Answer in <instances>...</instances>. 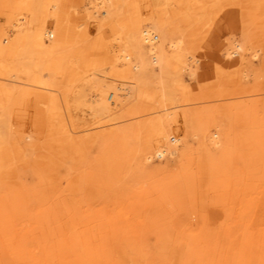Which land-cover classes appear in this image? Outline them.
Listing matches in <instances>:
<instances>
[{"label": "rangeland", "instance_id": "obj_1", "mask_svg": "<svg viewBox=\"0 0 264 264\" xmlns=\"http://www.w3.org/2000/svg\"><path fill=\"white\" fill-rule=\"evenodd\" d=\"M44 1L38 18L55 35L48 39L53 41L49 48L35 51V69L29 74L14 69L26 47L15 36V22L30 15L28 0H0V264H260L264 227L221 234L207 230L204 222L213 217L224 225L242 223L237 217L243 199L238 196L234 209L231 203L246 182H256L252 184L257 188L243 190V195H262L264 133L254 140L242 173L236 172V160L226 164V176L238 175L240 180L218 190L209 180L203 183L207 176L196 155L192 167L181 169V155L175 153L172 170L159 173V158L137 167L133 159L128 162L126 147L135 149L131 158H147L151 148L140 156L136 149L146 147L151 137L169 139V112L182 116L183 110L204 105H220L217 121L223 131L232 122L239 129H264V89L243 93L235 87L231 95H217L222 87L234 86L235 72L218 67L217 55L225 56L218 47L228 36L242 43L246 38L248 44L264 37V0H236L224 7L221 0H119L120 13L102 6L97 18L88 16L91 0ZM151 8L165 22L168 45L181 39L187 47L193 40L198 74L184 70L180 77L156 68L135 83L119 73L122 64H116L114 52L126 38V25ZM7 33L8 43L3 44ZM260 63L254 59L250 69L257 71L249 81L242 79L243 85L257 76L264 81ZM14 78L29 86L27 99L5 92ZM95 83L132 85V93L119 96L117 106L102 112L93 103ZM183 89L190 100H183ZM203 90L213 95L200 97ZM174 98L181 101L169 105ZM240 111L249 112V124L240 123ZM175 122L185 144L196 147L190 121L185 124L176 117ZM258 174L262 179L257 180ZM189 176L202 181L194 194L197 213L190 209L184 188ZM164 190L168 196L182 191L172 199L174 210L168 204L157 206ZM225 192L230 203L212 207L217 212L209 215L204 207L210 198Z\"/></svg>", "mask_w": 264, "mask_h": 264}, {"label": "bare ground", "instance_id": "obj_2", "mask_svg": "<svg viewBox=\"0 0 264 264\" xmlns=\"http://www.w3.org/2000/svg\"><path fill=\"white\" fill-rule=\"evenodd\" d=\"M165 1L168 2L169 0ZM237 1L221 0V6L224 7L227 4L228 6H234L235 4H237ZM107 2H109V4H107ZM91 3L92 5L88 8L89 10L87 13L88 16L92 18L98 17L99 8L102 6L107 9L109 13L113 11L110 10V7L112 6V8L114 9L112 14L121 12V9L119 8V5H121V3L119 2V0H91ZM28 6L31 9L30 15L26 19L24 18V16H20L17 19V22H15V26L17 29V33H15V36H17L20 41L26 42V47L23 51H20L18 53V59L16 60L17 67H15L14 69L24 70L27 73L31 74L35 69V61H33V55L35 51L49 48V46L53 44V41L49 40L48 42V39H50L55 34L54 29L50 28L49 24L44 22L42 23L38 18L39 11L43 9L45 10V1L28 0ZM54 6H57V3H54ZM252 12L253 14L257 13L256 11ZM252 12L250 14H252ZM154 13V9L151 8L149 9V13H147L145 16L142 15L139 17H135L134 19L132 18L133 20L131 22L129 21V25H126V38L120 44L121 47L114 52L116 64H122V68L118 70L119 73L123 74L126 78L135 83H138L140 81L142 82L147 79L156 68H160L161 71H175L180 77L182 76V72L184 70H188L191 75L198 74V65L200 63V59L193 55V40L191 39V44L187 47L183 46L181 39L170 40V43L168 45L167 31L164 28L165 22L162 18L154 15ZM147 19H149L150 21H147ZM241 26L243 27L242 24ZM61 34L65 35L66 33L63 32ZM9 36L10 34L8 33L3 36V44L8 43ZM253 43L257 44L254 46ZM262 44L264 45L263 35L261 37H258L257 40H254L253 42L250 41L249 44L247 43L246 38L245 42L242 43L241 40H238L233 36H228L226 40L220 43L218 51H224L225 56H222L220 53L217 55V59L219 62L218 67H232L234 68L235 72L233 75L234 86L232 88L222 87V90L218 91V96H228L231 95V93H235V87H238L243 93L258 92L264 89V81L260 80V76H257L254 81L247 82L246 85H243L241 83L242 79H248L249 81L250 74L253 75L257 71L256 70L254 72L250 69L251 64L256 58H259L261 60L260 64L262 68L260 69L261 72L259 73L264 74V72H262L264 70V56H262L264 48L262 47ZM255 47L256 50L251 52L252 59H248L250 50L254 49ZM8 85H10V87H7L5 92H10L11 95L21 97V99H27V95L31 94L29 86L26 85V83L15 78L11 79ZM183 90L182 95H187L188 92L185 89ZM130 93H132V85L126 84L124 86H120L114 84L98 83L94 93L93 103L95 107L100 111L109 112L113 107L117 106L120 103L119 96H128L130 95ZM201 94L202 96L200 97L207 98L212 96L213 92L210 90H203ZM183 100H190V98L185 96ZM179 101L181 100L178 98H174L171 102H169V105L177 104L179 103ZM249 105L250 101H248L246 105V110L248 111L250 110V108H252ZM219 106L215 108L214 105H204V109H186L182 111V116H180L177 111L169 112V139L166 140L160 138V136H157V138L151 137L149 138L150 143L147 144L146 147H144L143 145H138V149L136 150L139 156L144 154V149L151 148L152 152L149 153V155L145 159L143 157L131 158L135 149H129L126 147L129 152V158L127 159L128 162L130 163L133 159L134 165H136L137 167L141 164L144 166L145 161L147 162L157 157L161 160L162 163V166H158L157 170L159 173H162V171L164 170H172L170 165L174 163V161H176L173 158V155L175 153H179L181 155V158L178 160V166L181 169L192 167V157L196 155L198 156V166L204 169L203 172L207 176V180L202 179V181H204V184L206 183L207 185V181L209 180L211 182L210 184L213 185L214 188L219 189L222 187V189H224V187L231 185V180L232 183L235 181L237 182L238 180H240V177L238 175L236 177L234 176L233 178L226 176L228 174L226 172V164L230 163L232 160H236V162H238L236 172L242 173V165L247 164L249 157H252L250 156V148H253L254 140L261 137V134L264 133V129L259 130L256 128V130L250 127L247 129H239L238 127L234 126L232 122L230 130L223 131L217 121L218 113H220ZM231 108V104H228V112H230L229 110H231ZM188 111H190L189 120L185 115V112ZM249 115V112H247L246 115L245 111H240V123L245 125L249 124ZM176 117H178V119L180 117L181 120H184L185 124L190 121L189 126L192 128L191 136L195 141L197 140L199 142L196 147L189 146L190 144L186 145V141L184 140V138L174 130V125L175 123H177L175 122ZM178 124L181 125L180 123ZM178 124H176V126H178ZM154 129H160L159 125ZM233 141H235L236 144L235 148L233 147ZM237 149L239 151L235 153ZM168 156L170 157L167 158ZM204 177L205 176H203V178ZM262 177V174H258L257 180L262 179ZM241 180L243 181V177ZM202 181L199 180V183H197L193 177L189 176L186 178L184 183V188L186 189V194L189 198L188 201L191 206L190 209L194 213H197L199 208V201L195 200L194 196L196 197V195L194 194L199 190V188L202 187V185H200V182L202 183ZM252 183L254 185L256 184V182L252 181L246 182L245 188L243 190H254L255 188H257L256 186H253ZM198 185H200L199 188ZM237 190V195L234 198V201H232L231 205L232 209H234L236 204H238V196H241L243 201L240 205L241 207L239 216L237 217V221L242 223L236 224V226L227 225L226 223L224 225L222 223H219V221H215L213 217H209V222H204L206 225L205 228H207V230H214L221 234L226 230L236 232L262 230V227H264V192L260 197L259 195H257L253 199H250L246 197L247 192H244L243 195L242 189ZM164 191L165 192L162 197V201L157 200V206L161 205V209H164L163 204H168L169 208L174 210L175 208H177V206L174 204L175 202H173L172 199H176V196L179 197L182 191H173V195L170 194L169 196L167 194V191ZM208 202L209 205L205 206L204 209L207 210L208 208L209 215H213L217 212V208L212 209V207L214 208V206L222 204L228 205L230 203L229 195L225 192L211 197ZM7 209L8 205L5 207V210ZM252 213L254 215H252ZM242 247H245L244 243H242ZM255 250L253 251L255 252ZM240 252L243 253V249H241ZM260 261V264H264V256H262V259H260Z\"/></svg>", "mask_w": 264, "mask_h": 264}]
</instances>
